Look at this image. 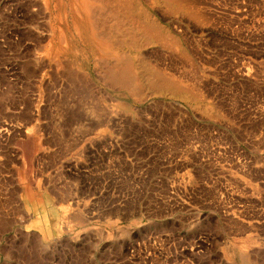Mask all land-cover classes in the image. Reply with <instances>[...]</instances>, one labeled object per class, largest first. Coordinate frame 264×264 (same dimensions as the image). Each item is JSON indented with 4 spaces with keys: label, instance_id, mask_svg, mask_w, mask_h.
Masks as SVG:
<instances>
[{
    "label": "rangeland",
    "instance_id": "obj_1",
    "mask_svg": "<svg viewBox=\"0 0 264 264\" xmlns=\"http://www.w3.org/2000/svg\"><path fill=\"white\" fill-rule=\"evenodd\" d=\"M137 2L164 35L121 51L187 95L108 83L69 0H0V264H264V0Z\"/></svg>",
    "mask_w": 264,
    "mask_h": 264
},
{
    "label": "bare ground",
    "instance_id": "obj_2",
    "mask_svg": "<svg viewBox=\"0 0 264 264\" xmlns=\"http://www.w3.org/2000/svg\"><path fill=\"white\" fill-rule=\"evenodd\" d=\"M166 2L170 3L171 0H166ZM69 5L72 14L71 25L69 26L72 27L80 43H82L80 45L87 48L88 53L92 57V62L97 66L101 64L109 68L106 74L108 83L115 84L133 95L137 93L135 86H140L141 84H144L152 91L162 89L171 94L187 95L177 84L170 81V79L168 80L163 72L158 71V69L147 64L148 62L146 63L142 59L129 58L121 51L124 47L137 49L140 42H145L146 44L164 35L161 28L140 7L137 0H69ZM61 31L63 33L62 29ZM62 37L58 39L61 45L64 38ZM76 45L78 44L76 43ZM66 49V46L63 47L60 44L57 48L58 52L61 53L66 51Z\"/></svg>",
    "mask_w": 264,
    "mask_h": 264
}]
</instances>
